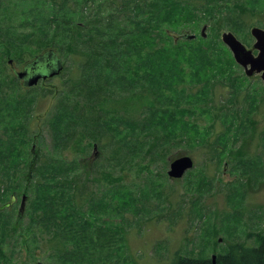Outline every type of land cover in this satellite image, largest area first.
Returning a JSON list of instances; mask_svg holds the SVG:
<instances>
[{
  "label": "rangeland",
  "instance_id": "374dc122",
  "mask_svg": "<svg viewBox=\"0 0 264 264\" xmlns=\"http://www.w3.org/2000/svg\"><path fill=\"white\" fill-rule=\"evenodd\" d=\"M170 2L176 10L168 9L170 16L183 19L181 26L169 28L172 36L186 31L197 35L192 43L168 47L177 50L173 57L156 58L163 61L167 75L183 77L180 106L190 111L185 119L195 123L171 136L172 156L194 160V167L180 179L168 175L173 160L149 161L137 147L144 140L137 124L147 121L153 95L140 84L134 51L133 59L107 71L110 80L106 81V71H96L104 78L92 88H103L99 96L109 98L82 110L86 71L74 67L78 57L70 59L67 52L54 48L63 72L40 81L30 95L23 80L5 83L49 49L34 54L28 50L29 55L20 59L3 50L0 139L9 136L14 143L10 153L18 157L15 164L0 161V264H171L176 254L206 259L226 253L231 244L259 245L258 237L264 236V81L260 74L246 75L222 35L232 32L253 49L252 28H264V0ZM139 3L90 0L83 7H93L94 20L103 5L105 17L125 18L129 27L124 36L136 41L142 19ZM17 20L13 17L11 23ZM69 20L77 24L81 18ZM205 26L208 38L203 40ZM203 50L209 58L200 55ZM219 70L228 75L226 80ZM188 93L196 97L191 99ZM65 95L67 102L54 112ZM72 105H77V136L65 148L61 137L72 127L64 113ZM101 113V126L90 127L89 117ZM92 136L109 143L96 164L92 156L100 151ZM127 142H135L134 149L125 151ZM0 149L9 151L6 145ZM119 151L121 155L114 154ZM34 159L38 171L31 165ZM76 185L86 194L78 195ZM24 195L29 200L17 223ZM101 228L112 229L111 239L100 244L86 239ZM77 229L80 234H75ZM82 233L86 235L79 237Z\"/></svg>",
  "mask_w": 264,
  "mask_h": 264
},
{
  "label": "trees",
  "instance_id": "16d2710c",
  "mask_svg": "<svg viewBox=\"0 0 264 264\" xmlns=\"http://www.w3.org/2000/svg\"><path fill=\"white\" fill-rule=\"evenodd\" d=\"M85 1L89 3L90 0H61V5H59L60 0H0V47L2 49H0V67L3 69L6 67L2 63L4 55H6L3 50L8 55H16L19 59L24 55H29L26 53L28 50H30L29 53L34 54L36 51L43 52L49 49L43 54L53 51L58 56L54 48H60L64 53L67 52L70 59L78 57L74 62V67L86 71V78L82 79V85L86 87L82 92L85 95L86 102L81 103V109L85 110L87 104L97 105L102 103L104 99L109 98L99 96L101 92L103 93V88H98L99 91L92 88L93 84L99 87V84L103 82V76H100L101 72L106 71L104 73L107 77L106 81L110 80L111 75L107 71L109 69L115 71L125 61L128 62L129 59H133L134 56L130 52L134 51L140 63L137 68L139 73L142 74L140 84L146 91L151 89L153 95V105L148 109L147 121H141L140 124H137V127L141 126L144 137V140L137 147H140V150L144 153L143 157L149 161L164 158L165 164L170 163L174 158L177 159L176 157L179 155L172 156V147L175 144L172 143L171 136L176 135L180 130H188L195 123L185 119V115L189 114L190 111L182 109L180 106L183 96L178 95V92L181 88L180 85L184 82L183 77L180 75H167V69L163 68V61L156 58L161 56L173 57L177 50L168 47L176 46L180 41L185 44L192 43L197 39V35L193 40L184 38V35L189 33L187 31L177 38L172 36L169 28L171 26H181L183 19L177 15L170 16L168 9L171 8L170 12H176L170 0H149L147 2L140 0L139 9L142 11V19L140 25L137 26L140 36L137 37L136 41H129L124 36L123 30L128 26L125 18L121 17L119 20L105 17L106 11L103 5L100 13L98 12L96 15L99 18L94 20L93 7H83ZM74 16H79L81 21L75 24L69 20ZM13 17H18L20 20L11 23ZM201 37L203 40L207 39L208 34H206V37L201 34ZM225 52L223 50V53ZM200 55L209 58L204 50ZM98 70H101V72L97 74L96 71ZM219 71L226 80L228 75L221 70ZM205 74H207V71H205ZM9 77L10 79L5 85L18 84L20 81L17 76L13 78L9 75ZM234 80L236 83L242 84L241 79L236 78ZM2 85L3 82H0V90H2L0 94L4 95L5 91ZM28 88L30 89V95L37 91L36 86ZM224 92H226L225 89ZM188 94L191 99L196 97L193 94ZM67 100L66 95L60 97L54 112L58 111L59 105H62V102H67ZM73 102L77 103L74 99ZM216 107L220 108V103L216 104L214 109ZM76 111L77 105H72L64 113L70 118L69 124L72 127L71 132L61 137L65 148L77 136L75 127L78 118L75 120ZM236 114L234 113V115ZM102 118V113L96 117L90 116L88 124L90 127H99ZM146 130L148 131L144 132ZM159 131H163L165 134ZM91 138L100 151L97 156L95 154L92 156V162L96 164L101 159L100 154H104V151L106 154L109 143H102L103 137L95 138L92 136ZM134 143H129V146H126L124 150L134 149L132 147ZM0 145H6L7 150H9L4 152L0 149L1 163L15 164L18 156L10 153V146L14 145L11 138L9 136L2 137ZM118 153L121 155L122 152L119 151L114 154ZM131 155H134V153ZM34 163L35 159L31 164L35 168L37 163L35 165ZM79 165L81 166V161H79ZM34 168L31 167L30 172ZM38 170L35 168V171ZM75 178V181L83 183L82 177L75 176ZM68 180L70 181V178ZM76 187L79 191L77 192L78 195L86 194L82 193V186L76 185ZM27 200H29L28 196ZM51 200H54V198H51ZM23 215V211L19 210L17 223L23 218ZM71 229L72 223L69 222L68 228L65 230L69 231ZM77 233L80 234L81 231L77 229L75 234ZM85 235L86 233H82L79 237ZM112 235V229L101 228L96 235L91 234L90 238L86 239L94 244H100L103 239L106 241H108V237L111 239ZM75 239H78V237H75ZM258 239L259 245L257 246L242 243L231 244L226 253L216 255L215 263L212 258L199 259L176 254L171 264H264V236H259Z\"/></svg>",
  "mask_w": 264,
  "mask_h": 264
},
{
  "label": "water",
  "instance_id": "95a60500",
  "mask_svg": "<svg viewBox=\"0 0 264 264\" xmlns=\"http://www.w3.org/2000/svg\"><path fill=\"white\" fill-rule=\"evenodd\" d=\"M207 26L202 30V35L206 37ZM256 39L253 49L258 51L254 54L253 49H248L232 32H225L222 35V40L225 45L231 50L236 62L245 69L248 77L260 74L264 81V28L253 27L251 31ZM185 39L193 40L195 34L186 33ZM63 70L61 59L55 52L49 51L45 54L37 56L34 61L28 63L23 71L17 72V78L24 81L26 87H34L40 81L53 78L59 75ZM194 167V160L189 156L179 157L171 162L168 175L173 179L182 178L186 172ZM27 196L24 195L21 211L25 208ZM213 262L216 261V256L212 257Z\"/></svg>",
  "mask_w": 264,
  "mask_h": 264
}]
</instances>
